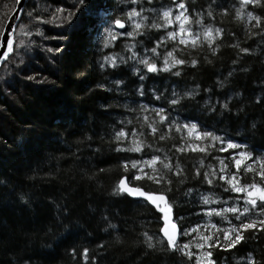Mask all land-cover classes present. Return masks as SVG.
<instances>
[{"label": "trees", "instance_id": "obj_1", "mask_svg": "<svg viewBox=\"0 0 264 264\" xmlns=\"http://www.w3.org/2000/svg\"><path fill=\"white\" fill-rule=\"evenodd\" d=\"M16 2L0 0V30ZM89 2L93 9L83 16L77 12L79 19L69 22L56 9L70 8L75 0H27L13 53L0 68V264H195L167 248L162 213L114 189L128 177L145 191L164 192L181 230L201 221L206 193L200 192L235 194L224 191L228 185L218 179V168L212 185L203 173L219 160L228 173L236 171V150L220 151L225 145L205 139L199 143L208 145L207 154L178 153L181 137L191 138L175 125L193 122L264 157V7H241V0H184L192 20L202 21L189 26L222 30L211 46L193 49L169 40L170 27H150L163 23L162 9L173 7V0ZM132 8L141 13L143 27L130 37L111 21L126 20ZM248 12L262 18L259 26ZM109 28L117 39L105 46ZM133 31L130 25L125 30ZM56 48L61 51L48 50ZM173 48L185 63L169 71L148 72L139 61L163 68ZM105 57H115V66ZM173 99L178 103H170ZM161 108L164 122L156 115ZM149 123L157 127L155 135ZM121 129L129 136L118 143L115 133ZM132 130L143 141L142 151H117L131 147ZM152 155L170 158L182 174L168 172L171 184L132 180L129 162ZM250 182L252 173L241 179ZM243 237L230 250L209 249L216 264H248L249 256L264 264V231L247 230Z\"/></svg>", "mask_w": 264, "mask_h": 264}, {"label": "snow or ice", "instance_id": "obj_2", "mask_svg": "<svg viewBox=\"0 0 264 264\" xmlns=\"http://www.w3.org/2000/svg\"><path fill=\"white\" fill-rule=\"evenodd\" d=\"M137 0H132V3H136ZM150 2V0H149ZM245 5H254L264 7V4L261 3V0H241V7ZM93 5L89 2V0H75L70 8H62L58 7L56 9V14H64L63 19L66 21H71L73 17H76V13L80 12L81 16L88 13L93 9ZM175 8L177 12L173 14V10L170 8H166L160 14V19L163 23H153L150 27L153 28H165L174 25H178L175 31H168L167 38L171 41H177L179 45H183L186 48L191 47L193 49L198 46H203L204 43L208 45H212L216 38L220 37L222 34V30L212 29L210 27H205L202 33H196L192 30L188 25L192 24H201L202 21L197 19L195 21L192 20V17L187 14V7L184 0H179L178 3L175 4ZM106 14V10H105ZM141 15L135 8H132L130 11L125 13V16L128 21H131L134 31L133 32H124L121 33L127 36H133L134 32H137L143 27V24L137 22L134 18L139 17ZM211 16V13H208ZM241 13L237 11V16H240ZM247 16L249 20H255L256 26H259L261 22L260 16L253 15L252 12H248ZM59 18V17H58ZM79 19V17H76ZM147 17H141V20H145ZM111 24L114 28L125 29L126 24L124 20L120 18H116L111 21ZM4 35V31L0 30V36ZM203 37V39L201 38ZM117 39V34L113 31L112 28H109L107 31V36L105 38V46L108 45L111 41ZM161 40L159 43H163ZM7 43V51L4 53L6 57L8 53L13 50V39L11 33L6 37ZM50 52H60V48L56 49H48ZM153 54L158 55L156 47H153L150 50ZM176 51L173 48L172 51H168L165 55L163 68H159L156 63L150 62L148 59L140 60V63L145 65L148 72H158V71H169L172 66L175 65H183L185 60L177 58L174 55ZM241 51L247 52L248 49H241ZM213 52H215V48H213ZM135 55V54H133ZM105 60L108 61L111 66H115V57H105ZM191 63L193 65L196 64L195 60H192ZM103 67V65H101ZM177 75L179 73H176ZM143 80V76L140 77ZM120 81H117L119 84ZM172 104L178 103L177 99H173L170 101ZM227 107V105H223ZM164 109L161 108L156 112V115L159 117L161 122H164L168 119L166 115L163 114ZM147 119V118H145ZM148 127L151 129V133L155 135L158 132L157 127L153 126L151 123L148 124ZM171 128L172 125H169ZM175 129L177 132L182 130H187L188 136L191 138L190 140H184L181 137V141L183 142V146H175L176 152L178 153H186L188 151L192 152H200L207 154L208 145L201 144L200 141H204L205 139L219 141L222 145L226 144V147H221L220 151H228L229 149H241L246 147L245 145H241L238 143H234L231 140L223 141L220 137L214 136L211 132H200L197 130L196 124H184V125H175ZM133 139L131 140V147L127 149H123L117 147V151L127 150L132 152H141L143 148V141L137 138V133L135 130H132L131 133ZM129 136L128 132H125L123 129L117 131L115 133V140L118 143H123L127 140ZM165 135H160L159 139L164 140ZM150 147V146H149ZM214 147V145H213ZM233 164L236 171L224 174L225 170L228 168V165L224 163L223 160H220L219 163L221 165L219 172L221 173L218 176V179L224 181L228 188H225L224 191H231L237 194H242V196H238V199H243L244 204L242 207L232 206L228 208H223L221 210L217 209H209L207 211V215L212 216H221L223 217L224 213H232L235 216L237 221H240L239 225H232L229 221V227L227 229L219 228L216 224H211L208 228L207 234H200L197 243L195 244V248L202 250L199 252L191 251V246L189 243L178 244V236L188 235L189 231L191 232H199V225L191 230H184L183 233L177 227V224L173 222V206L167 200V196L164 192H151L145 191L142 187H137L130 185L128 183V177H122L118 183L114 191L125 193L127 195L133 197H139L145 200L147 203L154 206L160 213H162L163 219V227L160 228V232L163 234V239L166 240L167 248L173 251L181 252L184 256H186L189 260H195V264H216L215 260L212 258V252L208 249L214 247H221L223 250H230L238 245L243 239V232L247 230L254 229L256 232L264 231V158L254 157L251 152L248 151H239L234 152L232 156ZM131 169L135 170L133 175L131 176L132 180H147L157 185L162 183L171 184V180L167 179V173L172 172L173 175L180 176L182 174V169L179 164H173L171 159L165 157L161 159L159 155H152L150 159L147 160H136L130 161ZM129 163H124L123 168L125 171L129 168ZM160 167H157V165ZM255 165V167H253ZM203 167V165H201ZM149 169L150 171H145V169ZM242 168V172H241ZM175 169V171H173ZM252 173V182L250 183H241V179L243 176ZM199 169L196 170V175H200ZM256 177H259V180H256ZM217 178V172L215 169L211 171H207L203 173V180L205 183L212 185L213 180ZM171 189H168L170 191ZM192 189H188L190 193ZM202 201L204 204L214 203L215 201L211 200L208 196H203ZM214 230V231H213ZM221 236L223 238L224 244H221ZM149 241L151 237H148ZM148 247L151 248L153 245L151 243L148 244ZM86 255L87 249L84 250ZM248 264H257V261L252 259L249 256Z\"/></svg>", "mask_w": 264, "mask_h": 264}, {"label": "rangeland", "instance_id": "obj_3", "mask_svg": "<svg viewBox=\"0 0 264 264\" xmlns=\"http://www.w3.org/2000/svg\"><path fill=\"white\" fill-rule=\"evenodd\" d=\"M173 1L175 2V4L179 2V0H173ZM175 4L173 5V7H169L170 9L173 10V14H175L177 12V9L175 8ZM164 9H166V8H164ZM164 9H162V11ZM134 19L137 22H140V17H135ZM124 21L127 23V26H129V25L133 26L131 21H128L127 19L124 20ZM127 26H126V28H127ZM177 27H178V25L170 26V31H175ZM188 27H191V26L188 25ZM191 28L196 33H202L203 32V28H197V29H195L193 27H191ZM210 28L214 29L213 27H210ZM125 30H124V32H125ZM119 31H120V33H123V31H121V30H119ZM201 38L203 39V37H201ZM142 55H144V54H142ZM141 58L142 57L139 58V61L141 60ZM184 124H189L190 125V124H195V123L189 122V121H184L183 125ZM196 126H197V130L198 131L205 132V131H202L197 124H196ZM223 141L226 142V141H229V139H223ZM232 142L238 143L236 141H232ZM238 144H240V143H238ZM224 145L226 147V144H224ZM235 150H236L235 152L248 151L245 147H243L241 149H235ZM253 156L257 157V158H264L263 156H259V155L255 156L254 154H253ZM220 167H221V165L218 162V165L214 169L217 170V168L220 169ZM224 174H228L227 169L225 170ZM200 193H206V194H203L202 196H201V194L199 195V197L201 196V199H202L203 196H208L211 200H213L215 202L214 203H209V204H204L203 201H202L204 206L200 209V213H201V215H203L202 217H200L201 221H199L198 224H195L193 226L190 225L187 228L182 229V230H181V228H179L180 232L183 233L184 230H191V229L195 228L197 225H199L200 226L199 227V232H191V231H189L188 235H183V234L179 235L178 240H177V243L181 244V245L183 243H189L190 246H191V251H193V252L202 251V250L196 249L195 248V244L197 243L200 234H207L208 233V228H209V226L211 224H216L219 228L227 229L230 226L229 225V221L231 222L232 225H239V223H240V221H237L235 219V216L232 213H224L223 217L215 216V215L209 216V215L206 214L209 209H213L214 208V209H217V210H221L223 208H228V207H232V206L242 207L243 204H244L243 199H238V196H242V194L235 193V194L230 195V196H222L221 194H223V192L217 191V190L203 191V192H200ZM172 216H173V222L177 223V225L179 226V223L177 222L178 218L174 217L173 213H172ZM182 236H187V239L182 241L181 238H180ZM221 239H222V242L225 243L223 241L222 236H221Z\"/></svg>", "mask_w": 264, "mask_h": 264}, {"label": "water", "instance_id": "obj_4", "mask_svg": "<svg viewBox=\"0 0 264 264\" xmlns=\"http://www.w3.org/2000/svg\"><path fill=\"white\" fill-rule=\"evenodd\" d=\"M26 3H27V0H17L16 7H15L14 11L12 12V14L9 16V19L7 21V24H6L5 28H4V35L0 37V40H1V46H0V67H1V64L12 53V52H10V53H8V55L6 57L4 56V53L7 51L6 37L8 36L9 33H11V36H12V39H13V45H14V43H15L14 33H15L16 25H17V23H18V21H19V19L21 17V14H22V12L24 10V7H25ZM125 24L127 26V23L126 22H125ZM119 30H124V29H119ZM128 183L130 185H133L129 181H128ZM133 186H136V185H133ZM137 187H139V186H137ZM130 197L133 198V199H141L139 197H133V196H130ZM177 227L179 229V226L178 225H177Z\"/></svg>", "mask_w": 264, "mask_h": 264}, {"label": "bare ground", "instance_id": "obj_5", "mask_svg": "<svg viewBox=\"0 0 264 264\" xmlns=\"http://www.w3.org/2000/svg\"><path fill=\"white\" fill-rule=\"evenodd\" d=\"M16 7V6H15ZM14 11V10H13ZM12 14V13H11ZM22 15V14H21ZM9 19V18H8ZM8 19H7V21H8ZM20 20V19H19ZM7 21H6V23H5V25H4V28H5V26H6V24H7ZM18 23H19V21H18ZM18 23H17V25H18ZM17 25H16V28H17ZM4 28H3V31H4ZM118 31H119V29L118 28H116ZM125 30V29H124ZM124 30H121V31H124ZM15 32H16V29H15ZM1 37V36H0ZM14 38H15V33H14ZM0 46H1V40H0ZM12 53H13V51H12ZM12 53H11V55H12ZM10 55V56H11ZM10 56L1 64V67L6 63V61L10 58ZM0 67V68H1Z\"/></svg>", "mask_w": 264, "mask_h": 264}]
</instances>
